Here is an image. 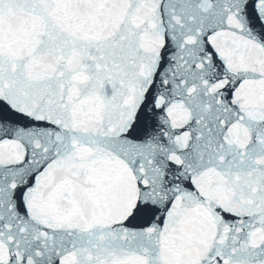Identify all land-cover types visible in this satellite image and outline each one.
Listing matches in <instances>:
<instances>
[{"label": "snow or ice", "instance_id": "obj_1", "mask_svg": "<svg viewBox=\"0 0 264 264\" xmlns=\"http://www.w3.org/2000/svg\"><path fill=\"white\" fill-rule=\"evenodd\" d=\"M0 264H264V0H0Z\"/></svg>", "mask_w": 264, "mask_h": 264}]
</instances>
